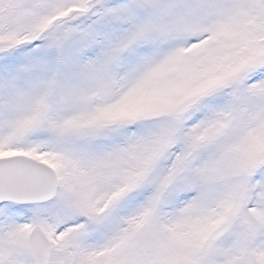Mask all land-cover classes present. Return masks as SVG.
<instances>
[{
	"label": "snow or ice",
	"instance_id": "1",
	"mask_svg": "<svg viewBox=\"0 0 264 264\" xmlns=\"http://www.w3.org/2000/svg\"><path fill=\"white\" fill-rule=\"evenodd\" d=\"M0 264H264V0H0Z\"/></svg>",
	"mask_w": 264,
	"mask_h": 264
}]
</instances>
